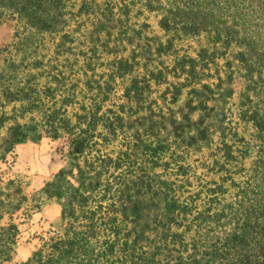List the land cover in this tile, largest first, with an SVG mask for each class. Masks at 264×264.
Here are the masks:
<instances>
[{
  "label": "rangeland",
  "instance_id": "374dc122",
  "mask_svg": "<svg viewBox=\"0 0 264 264\" xmlns=\"http://www.w3.org/2000/svg\"><path fill=\"white\" fill-rule=\"evenodd\" d=\"M196 1L0 3V264H195L244 229L264 0Z\"/></svg>",
  "mask_w": 264,
  "mask_h": 264
},
{
  "label": "trees",
  "instance_id": "16d2710c",
  "mask_svg": "<svg viewBox=\"0 0 264 264\" xmlns=\"http://www.w3.org/2000/svg\"><path fill=\"white\" fill-rule=\"evenodd\" d=\"M59 1L56 0V5L59 4ZM195 1L193 0V3ZM0 3L19 5L24 15L38 20L41 17L37 13L44 7L42 0H0ZM195 22L200 23L201 21ZM42 23L44 25L48 24L45 19ZM244 33L249 34L250 32L244 31ZM244 41L250 43V47L255 42V40H252V36ZM248 43H246L247 46ZM257 56H259V53H257ZM254 119L257 128L264 127L263 124L260 125L259 114L255 113ZM261 147L262 153L258 159L259 164L249 179L247 189L242 196V200L247 203L250 210L248 218L244 221V229H241L242 225L237 226V231L229 234L223 240L209 244L208 248L203 250L202 256L198 260L192 258L189 261L190 263L264 264V141ZM212 219L214 218L210 220ZM213 222L216 221L213 220ZM238 228L241 230H238ZM79 242L81 241L75 240L71 248L63 250V253L57 256L48 255L42 258V264H89L94 249L87 242L81 244ZM148 263L152 264L153 262Z\"/></svg>",
  "mask_w": 264,
  "mask_h": 264
}]
</instances>
